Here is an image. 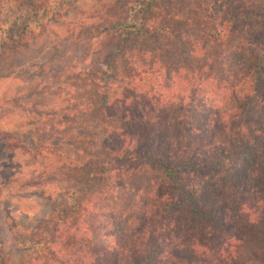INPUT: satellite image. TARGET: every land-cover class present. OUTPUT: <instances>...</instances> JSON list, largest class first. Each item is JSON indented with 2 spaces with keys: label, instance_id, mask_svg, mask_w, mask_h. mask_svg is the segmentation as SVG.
<instances>
[{
  "label": "trees",
  "instance_id": "obj_1",
  "mask_svg": "<svg viewBox=\"0 0 264 264\" xmlns=\"http://www.w3.org/2000/svg\"><path fill=\"white\" fill-rule=\"evenodd\" d=\"M75 1L0 0V51L21 44L23 35L48 25ZM181 1L203 11V24H196L201 30H192L189 11L181 14L174 4L133 2L114 22L134 43L120 53L122 67L103 62L96 72V105L104 119L100 147L106 157L95 165L113 172L108 175L114 180L122 178L124 187L131 171L158 174L168 189L153 209L160 215L150 210L149 226L133 236L131 246L124 245L128 240L92 246L84 236L107 241L104 237L114 235L110 228L121 227L123 215H109L111 224L96 229L82 219L76 225L79 191L66 189L69 207L53 204L50 233L31 239V256L18 264L31 263L32 256L49 264H264V115L249 124L245 107L238 106L242 97L248 102L257 92L264 94V9L252 14L224 0ZM179 17L186 23L175 21ZM172 26L181 29L175 32ZM205 33L217 41L242 34V45L257 50L247 71L211 88V99H204L207 77L186 68V57L195 53ZM158 36L161 41L155 44ZM171 43L185 49L183 56L163 58ZM197 99L198 105L215 102L203 113L193 112ZM0 129L22 132L1 122ZM37 151L55 161V167H92L90 156H66L52 145H40ZM181 213L198 225L200 236L175 223Z\"/></svg>",
  "mask_w": 264,
  "mask_h": 264
},
{
  "label": "rangeland",
  "instance_id": "obj_2",
  "mask_svg": "<svg viewBox=\"0 0 264 264\" xmlns=\"http://www.w3.org/2000/svg\"><path fill=\"white\" fill-rule=\"evenodd\" d=\"M136 1L139 0H76L48 25L23 35L21 44L5 46L0 51V122L5 127L18 126L22 131L17 134L0 129V264H18L29 257L31 239L42 232L50 233L53 204L65 210L69 207L66 189L79 191L81 213L76 225L82 219L96 229L104 223L111 224L109 215H123L121 229L110 228L109 233L114 235L104 237L107 241L91 238L87 233L84 239L92 246L120 244L123 240H128L124 245L131 246L133 236L149 226L152 213L160 215L153 209L168 189L158 174L131 171L124 187L119 183L122 178L114 180L108 175L113 172L95 165V161L106 157V151L100 147L99 131L104 119L96 105V72L103 62H115V67H122L120 53L134 43L114 22L123 18L127 7ZM224 1L227 5L243 6L252 14L264 9V0ZM162 3L174 4L182 10L181 14L189 11L192 30L202 29L196 25L204 22V13L197 4L181 0ZM133 8L136 10L138 5ZM174 19L186 23L185 17ZM180 29L172 26V31ZM207 35L201 36L204 41L195 46V53L186 57V68L207 77L208 94L204 99H211V88L222 86L220 80L247 71L257 50L242 45V34H232L223 41ZM157 38L155 44L161 41L160 36ZM171 44L163 58L183 56L185 49ZM197 101L193 104L198 108L193 112L203 108L207 111L215 102L199 100L198 105ZM239 105L245 107L247 123L253 124L264 115L263 91L248 102L240 98ZM40 145H52L66 156H90L92 167H55V161L37 151ZM175 223L200 236L201 229H196L198 225L183 213ZM218 241L214 240L212 247ZM32 259L29 264H49L41 256ZM94 264L105 263L96 260Z\"/></svg>",
  "mask_w": 264,
  "mask_h": 264
}]
</instances>
